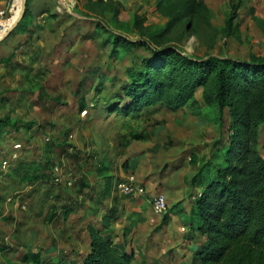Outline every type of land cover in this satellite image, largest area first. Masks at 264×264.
Listing matches in <instances>:
<instances>
[{"label":"rangeland","instance_id":"1","mask_svg":"<svg viewBox=\"0 0 264 264\" xmlns=\"http://www.w3.org/2000/svg\"><path fill=\"white\" fill-rule=\"evenodd\" d=\"M31 5L48 10L34 9V21L13 39L0 93V120L9 123L0 132V264H33L21 260L28 251L44 264L61 255L64 264H80L73 257L88 249V224L106 230L107 221L120 239L131 228L130 264H201L194 246L204 238L187 228L201 190L193 178L219 160L217 144L229 143L228 108L206 104L201 86L177 110L109 107L129 104L126 70L153 49L174 47L193 60L263 55L264 0ZM118 36L151 49L125 51L112 44ZM256 138L264 159V123ZM159 195L166 208L155 212Z\"/></svg>","mask_w":264,"mask_h":264},{"label":"trees","instance_id":"2","mask_svg":"<svg viewBox=\"0 0 264 264\" xmlns=\"http://www.w3.org/2000/svg\"><path fill=\"white\" fill-rule=\"evenodd\" d=\"M29 1L17 28L30 16ZM112 44L130 51L149 43L118 36ZM126 74L129 81L124 91L129 104L109 110L138 113L154 106L177 110L193 97L197 86L202 87L206 104H215L219 110L228 108L232 125L229 143L223 148L217 144L219 160L206 163L193 178V185L201 190L191 207L187 228L204 238L201 245L194 246L201 264H264V159L256 138L258 125L264 123V54L250 61L218 56L193 60L174 47L153 49L151 55L127 68ZM8 124L0 120V132ZM133 139L142 137L134 135ZM110 218L108 214L103 217L105 221ZM104 228L88 224V251L73 257L75 261L130 264L135 254L126 249L125 236L131 228L121 229L123 239L115 238L108 221ZM67 259L61 255L58 264ZM21 260L44 264L40 252H25Z\"/></svg>","mask_w":264,"mask_h":264},{"label":"crops","instance_id":"3","mask_svg":"<svg viewBox=\"0 0 264 264\" xmlns=\"http://www.w3.org/2000/svg\"><path fill=\"white\" fill-rule=\"evenodd\" d=\"M12 7H16L17 8L16 0H0V17L2 16L1 15L2 11H5V13L10 12V9ZM29 8H30V11H31L30 12V16H28V19L24 22V24L22 26L18 27V28L16 27V29L13 30V32L10 35H8L6 38H4L3 40L0 41V93L5 89L4 80L7 79V76H6L7 72H5V71L7 70L8 65H10V62H11L10 58H11V56L13 54V39L17 38L19 35H21L22 31L26 30V25L29 24L30 21H34L33 20V19H35V12H34L35 10L34 9H38L39 8L38 12H40V11L46 12L48 10L47 8H43V7L40 8L38 6L32 7V5L30 6V1H29ZM192 205H194V202L190 206L192 207ZM113 232H114L115 238L116 239H120V238L117 237L119 233L118 232L116 233L115 231H113ZM127 236H125V238ZM126 249L128 251H130L128 242H127ZM87 251H88V249H87Z\"/></svg>","mask_w":264,"mask_h":264},{"label":"built area","instance_id":"4","mask_svg":"<svg viewBox=\"0 0 264 264\" xmlns=\"http://www.w3.org/2000/svg\"><path fill=\"white\" fill-rule=\"evenodd\" d=\"M16 9H17L16 7H12L10 9V15L6 17H5V14H6L5 11L1 12L2 16L0 17V37L12 23ZM125 189L127 192H131L133 190L132 187L130 186H125ZM165 208H166V202H165V198L163 197V195L156 196V198H154V201H153L154 211L162 212L165 210Z\"/></svg>","mask_w":264,"mask_h":264},{"label":"water","instance_id":"5","mask_svg":"<svg viewBox=\"0 0 264 264\" xmlns=\"http://www.w3.org/2000/svg\"><path fill=\"white\" fill-rule=\"evenodd\" d=\"M26 8H27V0H21L19 14H18L17 18H15L12 21V23L10 24V26L2 34V36L0 37V41L3 40L4 38H6L8 35H10L13 32V30L16 29L18 23L23 18L24 14L26 12Z\"/></svg>","mask_w":264,"mask_h":264},{"label":"bare ground","instance_id":"6","mask_svg":"<svg viewBox=\"0 0 264 264\" xmlns=\"http://www.w3.org/2000/svg\"><path fill=\"white\" fill-rule=\"evenodd\" d=\"M16 4H17V9L14 15V19L17 18L18 14H19V9H20V5H21V0H16ZM13 19V20H14Z\"/></svg>","mask_w":264,"mask_h":264}]
</instances>
